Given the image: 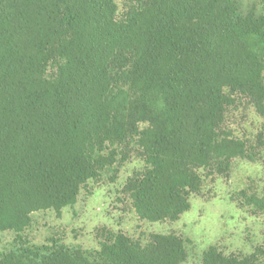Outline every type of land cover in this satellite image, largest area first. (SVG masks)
Segmentation results:
<instances>
[{
	"label": "trees",
	"instance_id": "obj_1",
	"mask_svg": "<svg viewBox=\"0 0 264 264\" xmlns=\"http://www.w3.org/2000/svg\"><path fill=\"white\" fill-rule=\"evenodd\" d=\"M116 13L113 0H0V232L21 233L34 212L60 215L82 185L126 156L118 148L126 143L145 167L125 190L149 222L176 220L189 208L198 169L225 173L232 159L253 158L219 125L235 102L228 90L250 95L264 115V14L240 0H143L123 18ZM124 65L120 74L138 95L124 97L126 107L110 73ZM248 200L264 211V196ZM186 257L177 235L117 233L98 249L15 245L0 252V264ZM250 261L215 246L202 253V264Z\"/></svg>",
	"mask_w": 264,
	"mask_h": 264
},
{
	"label": "rangeland",
	"instance_id": "obj_2",
	"mask_svg": "<svg viewBox=\"0 0 264 264\" xmlns=\"http://www.w3.org/2000/svg\"><path fill=\"white\" fill-rule=\"evenodd\" d=\"M113 1L120 19L143 0ZM240 3L244 10L253 5L257 13L264 14V0ZM127 56H120L117 62ZM125 69L124 65L110 72L116 78L114 86L123 91L118 95L115 87V95L118 101L124 97L136 101L138 95L129 90L120 74ZM228 92L235 102L224 110L219 130L242 139L253 158L232 159L225 173L198 169L199 191L189 195V208L176 220L149 222L135 213L125 184L130 176L143 170L145 162L137 149H128L126 143L118 147L126 156L106 167L98 179L82 185L75 204L63 208L60 215L53 210L34 212L31 223L21 233L0 232V252L23 244L98 249L117 233L142 240L150 233H169L184 243L187 257L181 264H202V253L209 246L225 254L250 257L251 264H264V211L255 209L248 200L250 195L264 196V115L257 111L250 95L238 90ZM121 104L126 107L129 102ZM147 123L145 119L135 126Z\"/></svg>",
	"mask_w": 264,
	"mask_h": 264
}]
</instances>
